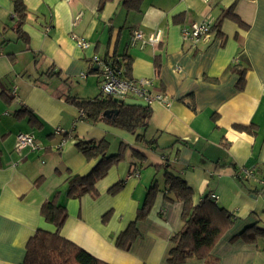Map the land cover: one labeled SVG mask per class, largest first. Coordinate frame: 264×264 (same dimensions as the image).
<instances>
[{"label":"crops","instance_id":"crops-1","mask_svg":"<svg viewBox=\"0 0 264 264\" xmlns=\"http://www.w3.org/2000/svg\"><path fill=\"white\" fill-rule=\"evenodd\" d=\"M22 2L28 10L22 28L26 43L10 30L12 0H0V264H21L37 230L55 231L40 208L56 192L67 212L60 229L64 239L107 264H170V238L182 226V203L163 199L173 197L164 192L165 166L193 191L194 206L214 195L216 205L234 217L208 264H264L263 239L231 240L251 227L264 230V187L259 184L264 177V0H144L138 13H127L122 0H112L101 12L99 0ZM233 4L244 28L225 19L220 32H212L205 43L192 47L182 39V28L195 22L213 26L221 10ZM135 31L144 38L160 33L161 41L132 45ZM72 36L85 40L87 47H77ZM95 56L118 60L131 79L148 80L153 93L164 94L169 105H150L143 131L153 147L136 142L122 129L83 120L81 112L64 101L65 94L81 99L100 94L99 75L91 73L95 80L89 76ZM234 65L244 71L241 89ZM48 70L60 76L49 79L44 75ZM73 80H82L85 87L96 84L99 93H73ZM4 95L13 101L6 104ZM23 110L33 116L31 123L27 114L15 116ZM236 125H253V134L234 129ZM56 128L63 133L56 135ZM19 134L32 135L37 148L18 147ZM65 134L69 138L61 144ZM76 139H105L110 155L120 144L128 147L124 160L96 183L97 197L66 198L67 179L89 174L99 162L86 161L75 147ZM242 170L255 174L245 179ZM154 180L159 192L147 218L136 224L138 238L121 251L116 238L134 221ZM118 182L124 183L122 190L109 195L108 189ZM203 263L191 258L177 264Z\"/></svg>","mask_w":264,"mask_h":264},{"label":"trees","instance_id":"trees-1","mask_svg":"<svg viewBox=\"0 0 264 264\" xmlns=\"http://www.w3.org/2000/svg\"><path fill=\"white\" fill-rule=\"evenodd\" d=\"M112 0H99L97 11L101 12L104 6ZM144 0H122V8L127 12H140ZM234 4L226 9H222L220 15L211 27L210 33L220 32V26L223 20H233L239 27L244 28L245 25L233 13ZM28 10L22 0H12V25L10 30L16 35L17 39L28 42V36L22 30ZM105 59H113L105 57ZM90 66L89 73H96L98 70ZM160 58L154 59V70L159 73ZM124 72V78L131 79L127 72ZM232 70L239 75L238 86L241 89L244 83V71L236 69L234 65ZM129 71V70H128ZM47 78L60 76L59 72L48 70L44 73ZM36 82V81H34ZM64 83L66 81H63ZM6 104L13 101V97L4 95L2 97ZM64 101L74 106L77 110L85 115L83 120L91 123L103 122L111 127L119 128L125 132L134 135L138 143L153 147L155 145L151 141H147L143 131L147 128L150 120L151 111L148 106L139 104H129L126 101L118 100L112 97L103 96L101 93L92 99H81L76 96H64ZM109 113L105 115V113ZM117 112L115 115L114 113ZM28 112L23 110L17 112L16 117L26 115ZM28 115V114H27ZM30 123L33 116L28 115ZM234 129L253 134V125L250 126H234ZM69 138L66 134L62 136L63 141ZM76 149L83 155L86 161L99 159L98 164L92 171L85 175H71L67 179L66 198L79 199L82 196L90 195L97 197L98 193L95 189L96 183L103 179L108 169L122 162L125 158L127 146L120 144L114 155L109 154L110 144L105 139L82 140L76 139ZM132 155L142 161L144 158L140 153L131 151ZM163 173L164 192L172 194L173 197L164 195V201L172 203L178 201L182 203L181 222L182 226L171 238L172 248L168 253L167 262L170 264L184 263L191 258L203 260V264H208V259L214 245L219 239L233 226L234 217L231 213L218 207L209 195H206L198 205H193V191L188 187L187 183L180 177L174 176L167 172L165 166ZM134 172V171H133ZM124 183L118 182L110 187L107 193L111 196L118 194ZM157 182L154 180L146 190L144 201L138 208L136 217L126 230L118 235L115 241V247L121 251H127L132 243L138 238L136 224L143 222L152 207L158 191ZM59 193L56 192L50 200H46L41 208L40 215L45 222L55 227L53 233L43 230H37L28 240L26 245V253L21 264H107L96 259L94 256L81 249L72 242L60 236V229L66 218V209L58 203ZM108 212L103 217V222L109 218ZM243 240L246 243H255L258 239L264 240V230L256 227L245 229L231 240Z\"/></svg>","mask_w":264,"mask_h":264},{"label":"built area","instance_id":"built-area-1","mask_svg":"<svg viewBox=\"0 0 264 264\" xmlns=\"http://www.w3.org/2000/svg\"><path fill=\"white\" fill-rule=\"evenodd\" d=\"M211 25L206 22L192 23L188 28L181 29V36L184 41H189L192 47L200 43H205L210 39ZM71 39L75 41L77 47L84 49L88 43L83 39H78L72 36ZM160 33L150 35L144 38L143 35L137 31L133 32L131 44L140 43L142 45H153L160 43ZM91 65L97 67L100 83L99 90L103 96L112 97L118 100L128 101L134 100L141 102L144 106H150L155 102L163 103L168 106L169 102L165 98L164 94H155L152 92V83L148 80L135 81L134 79L124 78V70L121 69L120 62L114 59H105L99 57H93L91 59ZM81 117L85 118V115L81 113ZM63 130L60 128L55 129L56 135H61ZM18 147H31L37 148L35 139L29 134H19L16 137ZM63 140L61 141V144ZM60 144V145H61ZM254 170H242V177L252 178L254 176ZM137 176V174L135 173ZM259 184L264 187V177L259 181ZM213 200H216L214 195L211 196Z\"/></svg>","mask_w":264,"mask_h":264},{"label":"rangeland","instance_id":"rangeland-1","mask_svg":"<svg viewBox=\"0 0 264 264\" xmlns=\"http://www.w3.org/2000/svg\"><path fill=\"white\" fill-rule=\"evenodd\" d=\"M90 75L89 76H92L95 80V77L93 74L89 73ZM100 83V81H99ZM98 83V85H99ZM72 90H73V93H78L79 95H82V96H95L99 93V90H98V87L96 84H93L92 87H85L84 86V82L82 80H73V83H72Z\"/></svg>","mask_w":264,"mask_h":264},{"label":"water","instance_id":"water-1","mask_svg":"<svg viewBox=\"0 0 264 264\" xmlns=\"http://www.w3.org/2000/svg\"><path fill=\"white\" fill-rule=\"evenodd\" d=\"M94 70H97V67H94ZM109 113H105V115H108ZM115 115L117 114V112L114 113Z\"/></svg>","mask_w":264,"mask_h":264}]
</instances>
